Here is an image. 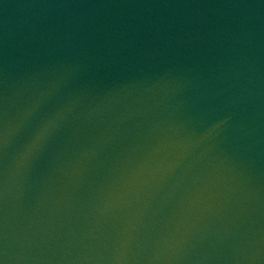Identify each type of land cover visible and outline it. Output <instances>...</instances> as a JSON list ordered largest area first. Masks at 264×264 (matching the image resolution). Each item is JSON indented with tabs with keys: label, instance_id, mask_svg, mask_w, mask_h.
<instances>
[{
	"label": "water",
	"instance_id": "95a60500",
	"mask_svg": "<svg viewBox=\"0 0 264 264\" xmlns=\"http://www.w3.org/2000/svg\"><path fill=\"white\" fill-rule=\"evenodd\" d=\"M0 264H264V0H0Z\"/></svg>",
	"mask_w": 264,
	"mask_h": 264
}]
</instances>
